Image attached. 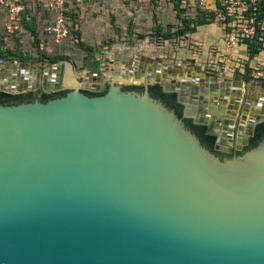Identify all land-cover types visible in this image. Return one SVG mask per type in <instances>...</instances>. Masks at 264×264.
<instances>
[{"label": "water", "instance_id": "water-1", "mask_svg": "<svg viewBox=\"0 0 264 264\" xmlns=\"http://www.w3.org/2000/svg\"><path fill=\"white\" fill-rule=\"evenodd\" d=\"M134 59L156 68H122L142 86L111 81L102 95L84 93L61 61L41 76L46 91L67 92L0 102V264H264V130L248 143L264 122V92L253 98L248 86L264 80H232L222 115L229 94L217 92L219 77L179 83L178 67L161 73L162 60ZM62 69L74 85L50 87ZM250 106L232 155L186 120L223 147Z\"/></svg>", "mask_w": 264, "mask_h": 264}, {"label": "rangeland", "instance_id": "rangeland-1", "mask_svg": "<svg viewBox=\"0 0 264 264\" xmlns=\"http://www.w3.org/2000/svg\"><path fill=\"white\" fill-rule=\"evenodd\" d=\"M69 6L75 11L81 45L78 46L71 39L57 45L42 36L40 47L47 50L45 53L49 56L45 59H37L35 48H31L33 45L30 47L28 35H23L22 48L24 51L31 49L30 54L33 59L20 64L27 65V67L32 65L41 74L43 70L61 61L57 59L51 61L50 58L55 55L63 56L65 59L62 61L69 62L75 68V81L89 85L92 83L89 81L92 76L100 74L103 69L116 67L131 70L136 55L165 61L160 57L162 52L156 49L164 45L169 47L173 41H164L156 36L157 32H165L166 27L176 29L179 23L175 15L174 3L168 0H69ZM30 14L34 17L43 16L41 12L35 14L32 11ZM41 29L42 26H40V31ZM110 62L118 65L114 64L111 67ZM169 62L172 65L182 63L180 58L169 59ZM16 63H13L14 67ZM63 72L65 80L71 77L69 71L64 70ZM86 78L88 81L82 82ZM105 80L114 81L120 85L142 86L145 83L144 77L126 78L121 76L120 71L115 74L108 73ZM40 81H42L41 76ZM241 97L245 99L246 96L241 94ZM216 149L224 153L230 148L227 149L224 146Z\"/></svg>", "mask_w": 264, "mask_h": 264}, {"label": "built area", "instance_id": "built-area-1", "mask_svg": "<svg viewBox=\"0 0 264 264\" xmlns=\"http://www.w3.org/2000/svg\"><path fill=\"white\" fill-rule=\"evenodd\" d=\"M177 3L182 10L181 17L195 19L203 17L210 24L220 28L224 36V49L230 50L238 44H253L257 50L255 56L264 59V0H168ZM41 12L42 17H34L30 13ZM75 11L69 6V0H0V49L6 51L15 46L18 40L19 48L24 53L22 36L28 35L30 47L33 37L23 27V20L32 21L37 27L38 38L62 44L69 39L75 41L72 31H79ZM41 23V24H40ZM40 26L42 29L40 31ZM12 45V47H10ZM31 48H34L33 46ZM3 63L11 59H2ZM12 61V60H11ZM13 63L18 61H12ZM21 63V62H20ZM0 65H2L0 63ZM254 80L264 78V60L254 68Z\"/></svg>", "mask_w": 264, "mask_h": 264}, {"label": "crops", "instance_id": "crops-1", "mask_svg": "<svg viewBox=\"0 0 264 264\" xmlns=\"http://www.w3.org/2000/svg\"><path fill=\"white\" fill-rule=\"evenodd\" d=\"M171 30L174 31L175 29ZM166 41H173V44H170L169 47L166 45H164V47L159 46V48L156 49L158 52H162L160 57L165 60L161 63V73L163 69H166V65H172L169 64V59L173 60V58H180V61H182L180 65L178 64L179 62L172 65L174 66V69L178 67V70L182 73V78H176L177 82L179 83L182 81V79H187L188 73L191 74L190 79H188L189 81L195 79L197 75L201 74V72L204 73V75L201 77V79H203L204 81L211 82L215 77H219V89L217 90V92H227L229 94V99L222 110V115H226L230 112L228 110V105H230V102H232L236 97V94H233L232 92V80L245 82L243 80V76H245L248 71H250L248 73L249 82L255 81L253 76L254 68L258 67V65H260L264 60L261 55L250 58L247 48L244 44H238L228 51L225 50V41L222 31L218 26L210 23L198 26L195 33L188 35L185 38H177ZM179 55H181V57ZM187 60H193L194 65H191L189 62H187ZM184 61H186V66L183 67L182 64ZM6 64L7 62H5L3 65H0L2 71L6 70ZM109 64L111 67L114 64L116 66L118 65L117 63L113 62H110ZM15 66L17 68L20 67V62H17ZM149 69L154 70L156 68L143 59L138 62L133 59V67L131 70H136L138 74H140L143 70L147 71ZM108 70L109 72H107V74L103 73L102 78H106V76H108V73H112L113 71L114 73L112 74H115L116 72L121 71L122 68L113 67L109 68ZM161 73L159 75H161ZM223 75L225 77H223ZM129 77L136 78V75L133 74ZM258 80H264V78ZM195 85L198 88L200 87V83H196ZM226 87H229L230 90L225 91L224 88ZM263 92L264 85H255L249 88V95H252L253 98L262 96ZM253 98L250 99L252 104ZM251 109V106L246 109L248 111L246 112V119L240 121L242 125V132L240 134H237L236 144H240L239 138H241L243 133L248 130L247 122ZM213 131L216 133H221V126L219 124H215ZM224 141H226V138H224ZM224 146L226 148L228 147L227 145Z\"/></svg>", "mask_w": 264, "mask_h": 264}, {"label": "trees", "instance_id": "trees-1", "mask_svg": "<svg viewBox=\"0 0 264 264\" xmlns=\"http://www.w3.org/2000/svg\"><path fill=\"white\" fill-rule=\"evenodd\" d=\"M174 8L176 11V18L179 20V25L176 27V29L174 31H172V27H166V31H158V34L161 35H156L158 37H160L161 39H163L164 41L166 40H171V39H177V38H185L188 35H191L193 33L196 32V29L198 26L201 25H205L208 24L209 21H206L203 17L201 16H197L195 19H186L181 17V13L182 10L179 9L178 4L174 3ZM74 18L76 17V15H73ZM23 27L30 32L31 36L33 37V47L35 48V52L37 54V59H45L46 57H48L49 55L45 53V51H42L39 49V44H40V39L38 38V31H37V27L34 23V20L32 21H25L23 20ZM164 32V33H163ZM72 34L74 36V38L77 40V45L80 46L81 45V41H80V31H72ZM247 44V51L248 54L250 56V58L254 57L257 54V50L254 47V43L253 44ZM0 58L2 59H13V60H17L19 62H25V61H31L33 59L32 54L30 53H24L20 48H19V42L18 40L15 41V46L13 48H8L6 49V51H2L0 49ZM63 60L65 59L63 56H59V55H55L53 58H50L51 61L56 60ZM56 62V61H55ZM54 62V63H55ZM250 71H248L249 73ZM248 73L243 76V80L246 82H249V77H248ZM152 87L159 89L160 91H162L161 87L157 84L152 85ZM167 96H169L170 98H172V100L174 101L175 105L177 106L178 110L181 113V105L176 103V95L174 93H170L167 94L165 93ZM47 95V94H44ZM22 97V95H13V94H9V93H4V92H0V102L3 100H10V99H14V98H19ZM193 127L194 131L196 132L197 136L199 137V139L207 146H209L210 148L215 150L214 144H215V137L213 136H209L206 135V126L203 125H193L190 119H186ZM264 130V122L258 124L255 127L254 130V136L252 138H250L249 142H251L254 138H256L262 131Z\"/></svg>", "mask_w": 264, "mask_h": 264}, {"label": "flooded vegetation", "instance_id": "flooded-vegetation-1", "mask_svg": "<svg viewBox=\"0 0 264 264\" xmlns=\"http://www.w3.org/2000/svg\"><path fill=\"white\" fill-rule=\"evenodd\" d=\"M17 69H19V70H17ZM63 71H64V69H62V74H61L62 76L59 73H57V80L53 84L51 83L52 85H49L50 87L55 86L58 83V80L60 78L63 80L64 85L66 84L68 86H72L74 84V80L72 79V77H69L67 80H65V78H63L64 77ZM0 72H1L0 73V89H7L8 91H12L13 95H22V97H23V96H28V95H44V94H55V93L67 92L66 89L46 91L44 86H43V77L37 71V69L35 70L33 67H29V66L27 67V65H24V64H21V66L18 68L16 66L14 67L11 60L10 61L8 60V62L6 64V70L2 71L0 68ZM107 72H109L108 69H106L105 72L102 70L100 72V74L98 73V74H95V76H92V78L89 80L92 83L89 85L82 83L81 91L84 93H90V94H96V95L104 94L107 90V86H108L109 82L103 80L105 78L104 77L102 78V76H103V73H107ZM112 73H114V71ZM37 75H39V76H38L36 83L30 84L32 81V78L36 79ZM73 75H74V77L76 75L74 67H73ZM40 76L42 77V81H40ZM30 78H31V80H30ZM87 81H88V79L86 78L85 80L83 79L82 82L86 83ZM60 83H61V81H60ZM129 86H135V85H129ZM19 87L22 88V91L20 93H17L16 90ZM0 92H2V91H0ZM4 93H6V92H4ZM9 94H11V93H9ZM3 101H5V100H3ZM176 103H177V101H176ZM181 114L183 115V107L182 106H181ZM186 119H190L192 124L196 125L194 123L193 118H186ZM206 132H207V129H206ZM222 133H225V132H222ZM206 135H207V133H206ZM226 135H228V132H226ZM253 136H254V134H253ZM253 136H251L250 138H252ZM224 138H226V141L228 140L229 142L224 141ZM250 138H249V140H250ZM239 139H240V143H241V138H239ZM249 140H248V143H249ZM221 141L223 142L224 145H227V146L230 145V147L234 146L236 144L235 131L233 132V135H230L229 137L228 136L222 137ZM214 147H215V150L218 151L216 149V148H218L216 146V140H215ZM227 149H228V147H227ZM224 153L232 155V154L238 153V151L234 152L233 149H229Z\"/></svg>", "mask_w": 264, "mask_h": 264}]
</instances>
